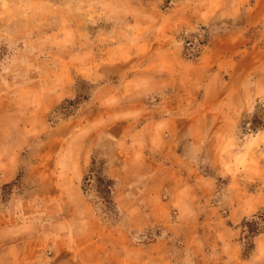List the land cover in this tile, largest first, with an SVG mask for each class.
Masks as SVG:
<instances>
[{
	"label": "rangeland",
	"instance_id": "obj_1",
	"mask_svg": "<svg viewBox=\"0 0 264 264\" xmlns=\"http://www.w3.org/2000/svg\"><path fill=\"white\" fill-rule=\"evenodd\" d=\"M0 264H264V0H0Z\"/></svg>",
	"mask_w": 264,
	"mask_h": 264
},
{
	"label": "trees",
	"instance_id": "obj_2",
	"mask_svg": "<svg viewBox=\"0 0 264 264\" xmlns=\"http://www.w3.org/2000/svg\"><path fill=\"white\" fill-rule=\"evenodd\" d=\"M102 178H103V180L105 181V183H106V187H107V190H106V192H105L106 197H105V198L103 197V200H104L105 202H107V201H109L110 196H111L112 182H111L109 179H107V178L105 177V175H103ZM84 180H85V179H84Z\"/></svg>",
	"mask_w": 264,
	"mask_h": 264
},
{
	"label": "crops",
	"instance_id": "obj_3",
	"mask_svg": "<svg viewBox=\"0 0 264 264\" xmlns=\"http://www.w3.org/2000/svg\"><path fill=\"white\" fill-rule=\"evenodd\" d=\"M9 181H10V179H3V180L1 181V183L4 184V183H8Z\"/></svg>",
	"mask_w": 264,
	"mask_h": 264
}]
</instances>
